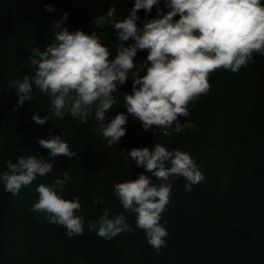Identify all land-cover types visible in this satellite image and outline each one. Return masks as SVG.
I'll return each instance as SVG.
<instances>
[{"label":"trees","instance_id":"obj_1","mask_svg":"<svg viewBox=\"0 0 264 264\" xmlns=\"http://www.w3.org/2000/svg\"><path fill=\"white\" fill-rule=\"evenodd\" d=\"M133 4L134 0H104L91 13L81 0H0V172L7 170L6 161L16 162L20 156L53 161L49 173L37 175L18 195L4 191L0 184V264H264V55L254 53L238 72L223 67L211 71L209 90L189 102L188 116L179 117L182 124L192 122L194 127L170 129L171 135H164L159 127L154 132L155 126L145 130L128 114L126 134L109 146L96 131L94 113L85 122L70 114L57 118L52 115L50 95L35 85L33 99L17 105L14 81L34 75L32 49H45L65 12L62 27L96 32L111 59L121 43L117 30L94 21L112 6L117 14ZM159 7L168 11L164 0ZM156 14L155 5L147 16L138 10V26ZM133 42L130 38L123 43ZM147 54V49L138 50L134 60L143 63ZM135 70H130L129 81L118 85L109 116L127 113L123 95L132 91ZM34 113L49 119L37 124ZM50 135H61L76 155L49 156L50 150L38 138ZM156 143L189 153L203 173L191 191L185 190L183 176L170 178V202L160 221L168 235L159 251L147 242L145 230L137 226V214L122 207L114 190L115 184L136 179L140 173L151 176L125 157L132 148ZM64 171L70 179L58 187V193L78 199L81 207L74 211L84 218L83 232L72 236L64 225L50 223L44 213L32 209L39 196L37 186L63 179ZM152 183L159 185L161 179L153 176ZM105 208L110 217L123 214L131 230L105 239L90 229L89 221L99 219Z\"/></svg>","mask_w":264,"mask_h":264},{"label":"clouds","instance_id":"obj_2","mask_svg":"<svg viewBox=\"0 0 264 264\" xmlns=\"http://www.w3.org/2000/svg\"><path fill=\"white\" fill-rule=\"evenodd\" d=\"M160 0H134L128 15L117 19L115 7L106 15H99L94 23L111 24L117 30L115 35L121 42L117 54L110 57L107 46L93 32L69 31L62 27L67 19L65 12L56 22L51 42L44 50L33 47L29 57L34 75H24L16 80L17 105L33 99L35 85L51 97L52 115L64 118L70 114L81 122L93 115L98 122L96 131L109 146L118 144L126 134L124 127L132 114L142 127H159L164 135H171L170 129L180 132L194 127L192 122L181 123L180 116H188L187 105L209 90L208 74L220 67L238 72L253 60L254 53L264 55V2L262 0H164L168 11L159 7ZM157 6L155 17L146 20L142 27L138 10L147 16ZM54 11L51 5H45ZM179 15L178 19H174ZM134 42L124 45V41ZM148 50L143 63L134 60L138 50ZM133 79L131 93L123 95L125 112L112 117L107 113L116 103L118 85ZM143 69V74H141ZM32 119L40 125L49 116L35 114ZM107 121V122H106ZM51 132V130H50ZM38 143L49 149V156L63 154L74 157L61 135L38 138ZM137 166H142L151 176L140 173L136 179H129L114 185L115 194L122 207L136 213L137 226L145 230L147 242L157 251L165 245L168 235L160 223L161 214L170 202L171 177L183 176L187 183L185 190L203 179V173L195 159L179 149L168 150L156 143L153 147H137L128 150ZM7 170L0 172V184L4 191L18 195L22 186L30 184L37 175H46L53 168L52 160L39 159L34 155L20 156L16 162H5ZM161 179L159 185L152 183V177ZM70 175L63 173L53 184H39L38 199L32 209L42 212L50 223L66 227L67 235L83 232L84 218L77 215L81 205L78 199L68 200L58 193ZM88 227L105 239H111L125 230H131L123 214L109 216L105 208L101 217L89 221Z\"/></svg>","mask_w":264,"mask_h":264},{"label":"rangeland","instance_id":"obj_3","mask_svg":"<svg viewBox=\"0 0 264 264\" xmlns=\"http://www.w3.org/2000/svg\"><path fill=\"white\" fill-rule=\"evenodd\" d=\"M84 8L91 12V13H95L98 8H100V6L102 5L104 0H81ZM128 13V9H123L120 12H118L117 14V19H123Z\"/></svg>","mask_w":264,"mask_h":264}]
</instances>
